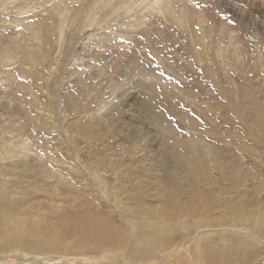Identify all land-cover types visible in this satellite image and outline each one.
Listing matches in <instances>:
<instances>
[{
  "label": "rangeland",
  "instance_id": "obj_1",
  "mask_svg": "<svg viewBox=\"0 0 264 264\" xmlns=\"http://www.w3.org/2000/svg\"><path fill=\"white\" fill-rule=\"evenodd\" d=\"M262 131L264 0H0V264H264V239L192 219L261 216ZM182 188L209 196L185 211ZM77 203L137 247L71 244ZM169 205L177 230L155 236L146 213Z\"/></svg>",
  "mask_w": 264,
  "mask_h": 264
},
{
  "label": "bare ground",
  "instance_id": "obj_2",
  "mask_svg": "<svg viewBox=\"0 0 264 264\" xmlns=\"http://www.w3.org/2000/svg\"><path fill=\"white\" fill-rule=\"evenodd\" d=\"M154 3H156V1ZM262 132H264V131H262ZM208 166H209V163L208 162L206 163V162H202V161H201L200 165L198 164L197 167L195 166V168L197 169V173L198 174L195 176L194 180L197 181V182H199L202 186H206V187L210 188V190H213V189H211V185L216 184L219 187V184H218L217 180L215 178H213L209 174L210 173V170H209ZM26 168L27 167L24 166V169H26ZM205 168H207V170H205ZM217 168L220 169V171H221L220 176L221 177L222 176H224V177L226 176L225 179L227 178L226 180H228V181L231 182L233 189H235L236 191H238L239 189L244 188L243 187L244 186V184H243L244 182H242V181L245 178H242V173L239 171L240 169H238L234 165L231 166L230 164H227V163L224 164L223 162H219L218 165H217ZM229 168H231V169H229ZM47 170L48 169H46V168L41 169L42 173H45L44 175H47V172H46ZM27 172H30V171H27ZM31 173H33V171ZM164 178H165V176H164ZM250 181L253 182L252 185H253V188L255 189V191H258L256 189V185H255L254 179L252 178V179H250ZM94 182L98 184L97 177H94ZM175 183L179 185V183H177V182H175ZM173 185H175V184L173 183ZM188 187L191 188L193 186L190 185ZM173 188H174V186H173ZM169 190L172 191V193H173V190L171 188H169ZM107 191H108V189L106 190V188H105V190L102 193L105 195ZM178 193H184L185 195L187 194V196H189V197L184 198V200L182 202L178 201L179 204H176L177 207H179V208L182 207L181 209H185V211H187V209H189L191 206H193L194 203H196V202L198 203V201L200 199L203 200V198H207L209 196L203 190H190L188 188H186V189H183L182 188V189H180V191ZM217 194L219 196L221 195L220 192H218ZM256 194L260 195L259 192H256ZM156 197H158V196H156ZM161 198L165 200V197L161 196ZM175 200H174V202H175ZM171 201L172 200H170V202ZM168 203H169V201H168ZM77 204H79V205H77L76 207H79V209H82V210L79 211V212L75 211V213H74V215L72 217V220H70V222L72 221V224H71L69 230H67V231H60L59 232V233H62L63 235H65L66 237L74 236V238H72L74 240L73 241L72 240L70 241L71 244H76V242H74V241H77L78 243L83 242V241H88V243H90V245L88 243H87L88 245H85V247L88 248V250H93V249L96 250L97 248H100V246L103 247V245H109V246L114 245V246H118V248L122 249V251L126 250V248L128 249V248H131V247L132 248H136L137 247L138 244L134 243L130 239H129V241L125 240L122 230H119L113 224V222L111 221V219L109 217L100 214L99 209H96L94 207V205H92V203H90V205L93 206L95 209L93 207L89 208V204L88 203H87V206L82 205L81 203H77ZM144 204L146 206H151V205H147V203H144ZM160 204L161 203H159V205ZM238 204H240L242 206L241 202L238 203ZM238 204H236V205H238ZM166 205L168 206V204H166ZM240 205L237 208H240ZM73 206H75V204ZM112 206H113L114 210L118 211V213L120 214L121 218L124 220L125 225L130 228L132 235L134 237H136V239H138V241H141L142 243H146L147 244V241H145L146 237L143 236L142 234L136 232V227L137 226L134 225L131 221H129L125 217L122 209L119 208L116 205V203H113ZM167 206H164L165 209H162V208H161L162 210L160 209L161 210V213L160 214L158 213V210L157 211H153L154 213H152V212L146 213V217H147L146 219L147 220H145V221H148L149 222V226L151 228V231L154 233L153 235H155V236L161 237L163 234H170L171 232H174V230H177V229H175V226H177V224H175V222H177L175 220L177 218V216H176L175 213L171 212V210L172 211H175L176 210V207H174L173 205H169L170 209H168ZM256 207H258V205ZM73 208H75V207H73ZM148 208H150V207H148ZM198 208H200V207H198ZM237 208H235L234 212L231 213V214H230V210H226L225 209V211H223L222 213H220V216L218 215L219 216L218 219L208 218V220L206 219L207 221H205V220L202 221V219L201 220H197V219H195V217H192V219L195 220L194 227L197 228L198 233H200L201 237H204L205 236L204 235V227L205 228H211V229H213V228L218 227V225H219V226H225V227H227V231L229 230V231L243 232V233L248 234L250 237H252L254 239H256V238L257 239H261V238L264 239V206H263V208H261L262 211H260V213H261V216L260 217H255V215L252 214V213L241 212V208H240V210L237 209ZM137 210H139V209H137ZM242 210H243V208H242ZM188 214H189V212H188ZM149 215H153V217L152 218H149ZM196 218H197V216H196ZM255 218H256V221H255ZM185 227H187L189 229L191 226H184L183 228H185ZM245 229H248V230L249 229H253L255 232L254 231H246ZM189 231L191 232V230H189ZM32 233H34V231ZM43 235H44V233H43ZM59 236H60V234H59ZM118 236H121V241L119 240V237ZM258 236L260 238H258ZM114 239L119 242V243L118 242L117 243L114 242L117 245H115L114 243H111ZM57 240H59V239H57ZM152 242H154V241H152ZM71 244H69V245H71ZM67 245H68V243H67ZM106 247H108V246H106ZM109 248L111 249V251H113L111 247H109ZM109 248H106V249L109 250ZM123 248H124V250H123ZM74 249H76V246L74 247ZM79 249H80V247H79ZM118 254H121V253H118ZM116 256H118V255H116Z\"/></svg>",
  "mask_w": 264,
  "mask_h": 264
}]
</instances>
